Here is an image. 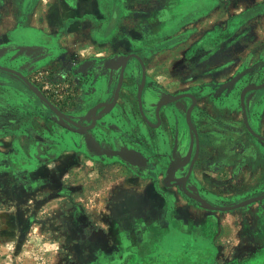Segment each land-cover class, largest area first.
Here are the masks:
<instances>
[{
	"label": "rangeland",
	"instance_id": "rangeland-1",
	"mask_svg": "<svg viewBox=\"0 0 264 264\" xmlns=\"http://www.w3.org/2000/svg\"><path fill=\"white\" fill-rule=\"evenodd\" d=\"M130 54L144 64L148 105L198 98L194 194L216 206L264 194V141L239 104L245 86L264 82V0H0V66L67 116L109 101L111 62ZM126 70L120 101L139 118L142 68L132 57ZM247 116L264 137V90ZM56 120L0 70V264H264V196L210 210L163 184L169 161L139 170L96 156L65 142L72 127ZM179 143L178 179L195 140Z\"/></svg>",
	"mask_w": 264,
	"mask_h": 264
},
{
	"label": "water",
	"instance_id": "water-1",
	"mask_svg": "<svg viewBox=\"0 0 264 264\" xmlns=\"http://www.w3.org/2000/svg\"><path fill=\"white\" fill-rule=\"evenodd\" d=\"M132 57L138 60L142 68L141 80L138 83L135 96L136 110L139 118L135 117L136 115L131 111H128L130 107L126 103L120 101V94L126 85V77H128L126 68L129 64V59ZM111 65L114 66V69L118 70V75L115 87L111 92L110 100L99 101L86 112L78 113L81 119L79 117L73 118L67 116L63 112L55 109L22 73L4 66H0V70L9 72L21 79L31 92L53 112L58 124L62 120L68 124L67 126L72 127L71 129H67V132H70L72 135L66 134L64 137L65 142L69 144L79 143V145L84 146L87 152H91L96 156L116 158L118 161L131 167H136L139 170H153L158 165H166V161H169L162 180L163 184L167 182L171 183L172 181L175 184L173 186H178L187 197L210 210H233L245 206L252 201L259 200L264 196L262 194L230 206H216L209 204L202 197L195 195L194 188H189L188 186V177L195 166V160L199 153V136L194 126L193 118L196 114V101L198 98L194 94L181 93L166 97L165 99L153 100L152 98L150 105H148L143 96L145 69L140 57L136 54H130L124 58L113 60ZM262 90H264V82L258 85L245 86L239 93V104L243 123L248 132L264 141V137L252 130L250 119L247 116L248 99L256 91ZM247 92L250 93L248 94L249 98L246 96ZM172 133L173 137L170 140ZM192 136L195 140V150L193 156L188 155L187 158L183 159L187 163L186 173L180 179L171 178L173 173L179 169L183 170V166L179 168L180 163L178 161L181 159L178 158V154L176 153L181 147L179 143L180 138L182 139L184 137L188 139ZM135 147H140L142 150ZM150 149H154L156 152L151 156H147L146 153ZM173 156H176V165L170 160ZM150 159L153 160L152 163H150Z\"/></svg>",
	"mask_w": 264,
	"mask_h": 264
}]
</instances>
